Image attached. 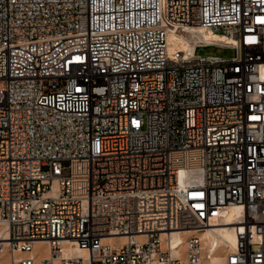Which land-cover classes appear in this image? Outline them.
<instances>
[{
    "label": "built area",
    "instance_id": "1",
    "mask_svg": "<svg viewBox=\"0 0 264 264\" xmlns=\"http://www.w3.org/2000/svg\"><path fill=\"white\" fill-rule=\"evenodd\" d=\"M0 228L10 264H264V0H0Z\"/></svg>",
    "mask_w": 264,
    "mask_h": 264
},
{
    "label": "bare ground",
    "instance_id": "2",
    "mask_svg": "<svg viewBox=\"0 0 264 264\" xmlns=\"http://www.w3.org/2000/svg\"><path fill=\"white\" fill-rule=\"evenodd\" d=\"M199 30H201V29H199ZM199 30L197 31V34L200 35L199 32H202V35L205 36L206 38H223V39H226L225 37H222V36L219 37L212 32H207V31H203V30L199 31ZM171 40H172L171 41L172 42L171 49L177 45H181L184 47L191 45L190 40H188L182 36H178L177 34H172ZM181 176L183 177V173ZM235 209L236 208H234V207L231 208V212L227 218V220H229L228 222H232L231 220H232V216H233ZM228 224H231V223H228ZM0 235H2V228H0ZM201 237H202V240H203L205 246L208 247L209 249H214V251L216 252V253H212L210 258L208 259V262H211V263L221 262L225 256L226 252L229 249H232V247L235 246L236 242H237L236 234H235V231H234V228L232 225H218V226H213V227L207 228L204 232L201 233ZM109 239L114 240V239H116V237L108 238V240ZM119 239L123 241L124 239H126V237L120 236ZM180 240L183 241L181 234H179L178 232H174L172 234V237H171V243L173 245H176ZM64 243H65V245L63 248V254L66 256H69L72 254H83V255L87 254V250L82 249L79 246H72V240H70L68 242H64ZM220 249H223V250L226 249V251L224 250L225 252L221 253ZM39 251L43 252L42 254L49 255L50 248L45 241L36 242L34 250H33V254H35L36 252H39ZM17 254L22 255V253H20V252H17ZM4 255L5 254H0V264H10V259L9 260L4 259L3 258Z\"/></svg>",
    "mask_w": 264,
    "mask_h": 264
},
{
    "label": "rangeland",
    "instance_id": "3",
    "mask_svg": "<svg viewBox=\"0 0 264 264\" xmlns=\"http://www.w3.org/2000/svg\"><path fill=\"white\" fill-rule=\"evenodd\" d=\"M221 32V31H220ZM197 53L202 55L212 54V55H219L222 57H233L237 54V49L233 47H225V46H217V45H207V46H200L197 48ZM221 250V251H220ZM221 253L225 252L226 249H220ZM223 250V251H222ZM9 255H4V259H10Z\"/></svg>",
    "mask_w": 264,
    "mask_h": 264
},
{
    "label": "snow or ice",
    "instance_id": "4",
    "mask_svg": "<svg viewBox=\"0 0 264 264\" xmlns=\"http://www.w3.org/2000/svg\"><path fill=\"white\" fill-rule=\"evenodd\" d=\"M254 119H255V117H254Z\"/></svg>",
    "mask_w": 264,
    "mask_h": 264
}]
</instances>
